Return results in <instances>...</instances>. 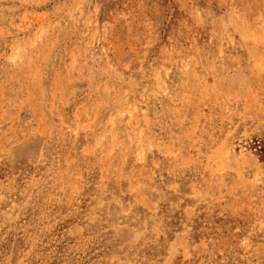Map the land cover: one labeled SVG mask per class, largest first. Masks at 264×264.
Returning <instances> with one entry per match:
<instances>
[{"label":"rangeland","instance_id":"374dc122","mask_svg":"<svg viewBox=\"0 0 264 264\" xmlns=\"http://www.w3.org/2000/svg\"><path fill=\"white\" fill-rule=\"evenodd\" d=\"M0 264H264V0H0Z\"/></svg>","mask_w":264,"mask_h":264}]
</instances>
